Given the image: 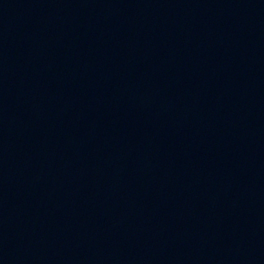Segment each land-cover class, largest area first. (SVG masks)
<instances>
[{"label": "water", "instance_id": "95a60500", "mask_svg": "<svg viewBox=\"0 0 264 264\" xmlns=\"http://www.w3.org/2000/svg\"><path fill=\"white\" fill-rule=\"evenodd\" d=\"M0 145L114 264H264V0H0Z\"/></svg>", "mask_w": 264, "mask_h": 264}]
</instances>
